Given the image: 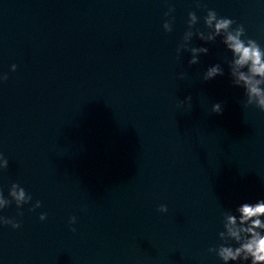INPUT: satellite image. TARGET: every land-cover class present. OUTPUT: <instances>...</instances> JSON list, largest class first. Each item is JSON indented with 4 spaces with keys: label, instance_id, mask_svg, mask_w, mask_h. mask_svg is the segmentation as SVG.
Instances as JSON below:
<instances>
[{
    "label": "water",
    "instance_id": "water-1",
    "mask_svg": "<svg viewBox=\"0 0 264 264\" xmlns=\"http://www.w3.org/2000/svg\"><path fill=\"white\" fill-rule=\"evenodd\" d=\"M209 9L264 48V0H0V191L32 197L0 210L21 224L0 226V264H222L223 214L264 199V112L221 37L177 57Z\"/></svg>",
    "mask_w": 264,
    "mask_h": 264
},
{
    "label": "clouds",
    "instance_id": "clouds-1",
    "mask_svg": "<svg viewBox=\"0 0 264 264\" xmlns=\"http://www.w3.org/2000/svg\"><path fill=\"white\" fill-rule=\"evenodd\" d=\"M197 8L200 4L197 3ZM175 11L169 8L165 13L166 17H171ZM174 19V18H173ZM204 25L207 33L192 29L198 24V17L195 12L188 13V30L184 33L182 42L177 46L176 53L179 58L182 52H190L191 59L189 66L199 63L200 54L207 55V47H191L190 44L195 35L205 44L215 43L218 37L226 50L232 54L231 61L228 62L229 74L233 79L232 86L242 88L246 97L245 107L254 106L264 112V48L253 40L244 38L246 30L244 25L237 24L235 20L218 16L215 10H206ZM173 20H168L163 24L166 33L172 31ZM243 38V39H242ZM11 71H16V65L11 66ZM224 69L220 64L208 67L204 76V81H209L217 76H223ZM184 77L181 76V79ZM7 74L0 76V82L7 81ZM191 96L186 97L185 103H191ZM212 112L222 114V105L216 103L212 105ZM8 168V160L0 155V170ZM9 198H5L0 191V210L6 209L14 202L17 209L30 203L32 197L26 193L18 183H13L9 189ZM41 207L37 201L29 211H35ZM161 213L168 211L166 206L157 209ZM22 216V212L17 213ZM47 214H41L39 220L45 221ZM75 217H70L69 224H75ZM0 226H11L12 229H19L21 224L12 218L0 216ZM223 231L219 233L222 241L219 247L209 249L210 253H215L222 261V264H264V199L256 202H243L234 210L229 209L223 214ZM71 231L75 233L76 229ZM233 243L236 246H233Z\"/></svg>",
    "mask_w": 264,
    "mask_h": 264
}]
</instances>
